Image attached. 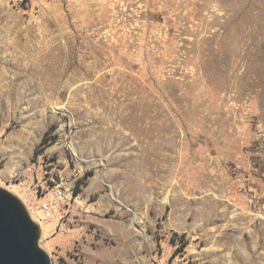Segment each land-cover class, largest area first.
Wrapping results in <instances>:
<instances>
[{
    "label": "rangeland",
    "instance_id": "obj_1",
    "mask_svg": "<svg viewBox=\"0 0 264 264\" xmlns=\"http://www.w3.org/2000/svg\"><path fill=\"white\" fill-rule=\"evenodd\" d=\"M36 184L50 264H264V0H0V187Z\"/></svg>",
    "mask_w": 264,
    "mask_h": 264
},
{
    "label": "water",
    "instance_id": "obj_2",
    "mask_svg": "<svg viewBox=\"0 0 264 264\" xmlns=\"http://www.w3.org/2000/svg\"><path fill=\"white\" fill-rule=\"evenodd\" d=\"M0 264H50L39 227L20 200L0 187Z\"/></svg>",
    "mask_w": 264,
    "mask_h": 264
},
{
    "label": "built area",
    "instance_id": "obj_3",
    "mask_svg": "<svg viewBox=\"0 0 264 264\" xmlns=\"http://www.w3.org/2000/svg\"><path fill=\"white\" fill-rule=\"evenodd\" d=\"M25 2L39 5L41 3V0H25ZM32 191L30 190V194L27 195L24 199H22V205L24 206L25 210L28 212L31 218L35 216L38 209H42L46 216H50L51 213L54 212V209L58 207L53 203L54 199L62 201L64 197L62 189H58L57 186H55L51 190H48L47 198L44 201H41V199L36 200L38 196L33 195L34 192L37 193L38 191H44L43 185L36 184L35 188H32Z\"/></svg>",
    "mask_w": 264,
    "mask_h": 264
},
{
    "label": "trees",
    "instance_id": "obj_4",
    "mask_svg": "<svg viewBox=\"0 0 264 264\" xmlns=\"http://www.w3.org/2000/svg\"><path fill=\"white\" fill-rule=\"evenodd\" d=\"M52 127V126H51ZM50 127V128H51ZM50 128L46 130V132L44 133V135L42 136L41 138V141L39 143L40 146H43V147H46L48 144L52 143L53 141H55V138H56V135H52L50 137H48V134H49V131H50ZM88 175V173H87ZM86 175V176H87ZM81 180L78 181L77 184H81ZM75 194H76V191H75Z\"/></svg>",
    "mask_w": 264,
    "mask_h": 264
}]
</instances>
